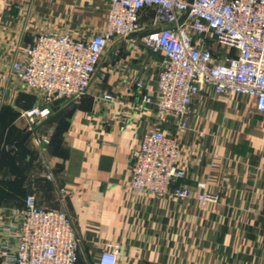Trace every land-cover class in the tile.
<instances>
[{
    "label": "crops",
    "instance_id": "1",
    "mask_svg": "<svg viewBox=\"0 0 264 264\" xmlns=\"http://www.w3.org/2000/svg\"><path fill=\"white\" fill-rule=\"evenodd\" d=\"M107 16V0H0V223L36 193L41 206L68 212L83 262L118 241L120 264H264V113L254 97L208 88L191 104L186 131L162 126L180 138L187 173L179 183L192 188L189 198L131 187L132 152L159 127L156 104L142 105V93L156 94L165 58L139 34L109 42L78 101L57 100L34 121L25 114L37 98L11 70L25 44L44 29L89 38ZM200 181L217 203L198 199Z\"/></svg>",
    "mask_w": 264,
    "mask_h": 264
},
{
    "label": "built area",
    "instance_id": "2",
    "mask_svg": "<svg viewBox=\"0 0 264 264\" xmlns=\"http://www.w3.org/2000/svg\"><path fill=\"white\" fill-rule=\"evenodd\" d=\"M107 1V21L93 36L76 39L69 32L44 29L25 44L23 57L11 66L21 90L37 98L25 114L34 121L48 117L57 100L78 101L109 42L139 34L140 42L165 58L156 94L142 93V105L156 104L159 127L146 131L132 152L131 187L154 196L189 198L192 188L179 183L187 173L178 163L180 138L162 126L172 121L186 131L191 104L208 88L215 94L254 97L264 113V0ZM144 85L142 78L136 81L141 92ZM114 98L110 92L103 95ZM198 185L200 201H219L206 182ZM0 225V264H120L118 241L105 242L94 262L81 261L80 238L68 212L41 206L36 193H29Z\"/></svg>",
    "mask_w": 264,
    "mask_h": 264
},
{
    "label": "water",
    "instance_id": "3",
    "mask_svg": "<svg viewBox=\"0 0 264 264\" xmlns=\"http://www.w3.org/2000/svg\"><path fill=\"white\" fill-rule=\"evenodd\" d=\"M189 2L190 3H192L193 2V0H189ZM187 13H188V11L187 12H185L182 16H181V18H180V21L182 22L185 18H186V16H187Z\"/></svg>",
    "mask_w": 264,
    "mask_h": 264
}]
</instances>
